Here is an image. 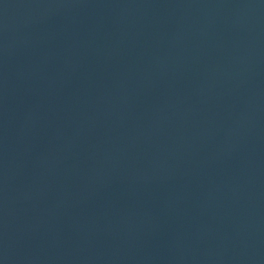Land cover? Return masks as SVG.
<instances>
[{
    "label": "water",
    "instance_id": "1",
    "mask_svg": "<svg viewBox=\"0 0 264 264\" xmlns=\"http://www.w3.org/2000/svg\"><path fill=\"white\" fill-rule=\"evenodd\" d=\"M0 264H264V0H0Z\"/></svg>",
    "mask_w": 264,
    "mask_h": 264
}]
</instances>
